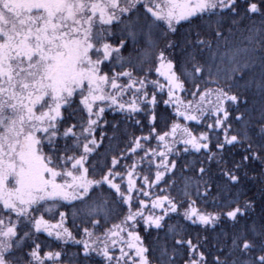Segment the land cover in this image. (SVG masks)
I'll list each match as a JSON object with an SVG mask.
<instances>
[{"label": "snow or ice", "instance_id": "snow-or-ice-1", "mask_svg": "<svg viewBox=\"0 0 264 264\" xmlns=\"http://www.w3.org/2000/svg\"><path fill=\"white\" fill-rule=\"evenodd\" d=\"M256 15L261 24L237 42V26ZM160 103L174 109L164 132L156 127ZM74 104L79 121L75 110L65 115ZM101 105L148 134L128 137L104 120ZM179 119L211 122L195 135ZM178 145L205 155L180 170L193 174L179 189L187 199L152 198V188L176 184ZM237 145L239 159L214 171ZM145 166L154 178L140 175ZM245 178L260 184L258 212L254 197L233 198ZM197 200L222 210L200 211ZM62 202L92 229L127 212L101 235L84 227L76 240ZM184 205L183 219L204 232L224 225L211 250H201L207 236L193 243L167 223ZM54 209L55 224L43 214ZM141 220L149 236L155 230L149 244L137 231ZM41 231L82 245V255L44 251L33 239ZM181 249L183 264H264V0H0V264H81L93 253L99 264H178Z\"/></svg>", "mask_w": 264, "mask_h": 264}, {"label": "trees", "instance_id": "trees-1", "mask_svg": "<svg viewBox=\"0 0 264 264\" xmlns=\"http://www.w3.org/2000/svg\"><path fill=\"white\" fill-rule=\"evenodd\" d=\"M261 17L259 15L253 16V17H249L244 19L238 26H237V42L240 36V33L243 32V30L246 27H249L253 24H255L256 26H259L261 24ZM187 24L185 23L183 25V27H180V32L183 33L187 30ZM125 55H127V53H125ZM150 79H157V76L155 74V72L153 71L152 75L149 77ZM161 80V82H163V79L159 78ZM121 83H123V81H121ZM223 83V82H222ZM204 85L201 84V88H203ZM149 91L151 92V89H149ZM131 93H128V95H126L124 97V100H128L131 97ZM160 98L159 94H158V99ZM187 98H191L190 96ZM78 104V97L75 98ZM163 99H167V95L165 94L163 96ZM77 104H74L72 108H69L67 110V112H65V115L68 114V112H73L74 110L76 111V115H75V119L77 121H79L82 116L84 115L83 113L79 112L78 108H77ZM174 112V109L172 108H167L166 106L163 105V103H160L157 107V115H158V119L156 121V127H157V131L158 132H164V131H168L169 130V126L170 124L173 122V119L171 117V114ZM134 119H139L141 120L143 123H147L145 117L143 116V114H139L136 115L134 117ZM104 120L110 122V123H117L119 122L120 124V128L122 130L127 131L128 133V137L131 136H139V135H147L148 134V128L145 127L143 129V132H141L140 128L136 127L133 123L132 120H126V114L121 113L119 110H114V109H109L105 111L104 114ZM177 122L183 124H187V126L192 130V132L195 135H199L200 132L202 131H206V127L205 125L207 123H210L211 121H204L203 123H197L195 121L192 122H185L182 119H179ZM102 126L103 127H107L106 125H103L102 122ZM235 127V125H234ZM97 135H99V129L97 131ZM108 135L111 136L112 132L111 129H108ZM221 139L223 138L222 136L220 137ZM127 139V137H122L121 138V142L119 143V148H124L125 147V143L124 141ZM213 139H215V135L213 134ZM157 145V141L155 139H153L151 141V147H156ZM108 146V141H105V147ZM112 146L114 148H116V142L113 141ZM148 145H146L147 147ZM179 148V155L172 157L174 159L177 160V170H176V174L174 176L175 179V186L169 188L168 186H166L164 183H161L159 185V187H154L152 188L151 191V195L152 198H154L157 195H170L171 197L175 198L177 200L178 203H180L181 201L186 200V197H183L180 192L179 189L183 187L184 184V176H191L193 175L191 172H185L183 175L181 174V169L182 168H186L188 164H192L195 166H199V162L205 160V155L203 152L200 153H196L194 151H189L187 153L183 152V146L178 145ZM215 150V149H213ZM243 151V148L239 145H237L235 148H229L225 150L224 153V160L226 161L225 163H222L221 165L217 166L215 164V162L212 163V168L214 171H218L220 168H228L231 167V161L233 159L238 160L239 159V155L240 153ZM143 153H140V155H142ZM219 159V157H217ZM133 159L139 160V156H135L133 157ZM131 161H125L123 162L125 165L130 163ZM254 167L257 169V171L260 170L261 165L259 163H257L256 165H254ZM139 171V170H138ZM154 169L152 170L151 173H149L147 167H144V170L142 172H140V175H149L150 179L154 178ZM254 175V173H249V176ZM139 186V182L138 185ZM166 189L165 192H161L160 189ZM232 193H233V198H237L239 199L240 203H244L245 201H247L249 198L254 197L255 201H256V206H255V211H259V202L261 200V196H260V184L257 182H254L252 179H248L245 178L242 180L241 184L235 186L232 189ZM143 198V197H142ZM146 201H149L150 199L148 198H144ZM191 199H197L195 195H192ZM66 204V203H64ZM138 207V201L135 199H133V211L136 210V208ZM196 208H198L200 211H215V212H219L222 209L219 207H216L214 205L211 204V202L209 203H204L200 200H197V203L195 205ZM186 205H184L183 207L179 208V213L180 215L177 214H171L172 218L169 219L167 221V223L169 225H175L177 226L180 236H185V237H190L193 240V243H196L197 240H200L201 242H203V239L205 236L208 237L209 239V244L205 245L204 248H202L201 250H211V245L212 243H214L215 237L219 234V232L221 231V229L224 227L223 224H218L216 226V230L213 231H209V232H204L202 227L199 225H193L190 221L184 220L183 219V212L185 211ZM60 211H66L68 213V215L66 216V219L64 221V226L67 227L69 229V231L72 232L73 237L76 240H80L83 239V228L84 227H89L90 230L95 231L97 235H101L103 230L111 227L112 224L114 223H119L120 220L123 218V215L126 214L127 212V206L124 207L123 212H118V214L111 220L109 221L107 224H104L100 229H92L91 225L84 222L81 218L79 217H73L72 215V207L70 204H67L66 207H60L59 209ZM42 211V210H41ZM39 214V213H38ZM45 216V219L50 220V222H55L59 220V215L56 212V210L52 213H43ZM144 224L143 221L141 220L139 225L137 226V231L140 232V235L142 237H145V243L149 244L152 242V240L154 239L156 233L155 230H150L151 231V236L148 235L147 232L144 231ZM95 238V237H94ZM179 238V237H177ZM33 239L37 242L40 243L42 245V248L44 251H62L65 252L67 254V256H71L75 253L80 252L82 255V245H78L75 243H61L58 242L52 238H50L49 236L45 235L44 233L40 232V233H36L33 235ZM67 256H66V260H67ZM179 256V260H178V264H183V261L185 259H187L186 253L184 249H181L180 252L178 253ZM100 257L95 256V254L93 253V257L89 260H81V264H99L100 261ZM208 259L211 260L212 257L211 255L208 256ZM50 264V262H49ZM73 264H75V262H73Z\"/></svg>", "mask_w": 264, "mask_h": 264}, {"label": "rangeland", "instance_id": "rangeland-1", "mask_svg": "<svg viewBox=\"0 0 264 264\" xmlns=\"http://www.w3.org/2000/svg\"><path fill=\"white\" fill-rule=\"evenodd\" d=\"M161 79H163L162 77H160ZM165 94H166V92H165ZM101 106H105V105H101ZM106 107V106H105ZM109 109H112V108H109V107H106V110H109ZM181 146H183V145H181ZM147 202V204H148V207L147 208H145L143 211H144V214H145V216H148L149 214H152L153 213V209L151 208V200H149V201H146ZM62 203H66L67 204V202H62ZM43 211V210H42ZM55 211V209L53 210V212ZM158 211L159 210H156V213L158 214ZM46 213V212H45ZM48 214V213H47ZM59 221V220H58ZM57 221H55V222H51V223H53V224H55ZM42 233H44L45 235H47L48 236V234L46 233V232H44V231H41ZM50 237V236H49ZM50 238H52V239H54V240H56V238L54 237V236H51ZM57 241V240H56ZM58 242H61V243H65V242H63V241H58ZM67 243H72V241L71 240H69ZM118 254V253H117Z\"/></svg>", "mask_w": 264, "mask_h": 264}]
</instances>
